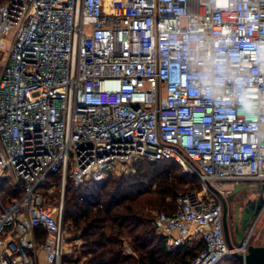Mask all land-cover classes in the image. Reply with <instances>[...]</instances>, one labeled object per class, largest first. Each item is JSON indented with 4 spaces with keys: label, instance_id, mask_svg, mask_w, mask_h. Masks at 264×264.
I'll use <instances>...</instances> for the list:
<instances>
[{
    "label": "built area",
    "instance_id": "built-area-1",
    "mask_svg": "<svg viewBox=\"0 0 264 264\" xmlns=\"http://www.w3.org/2000/svg\"><path fill=\"white\" fill-rule=\"evenodd\" d=\"M264 0H4L0 3V264H78L64 191L174 161L201 193L157 212L167 249L189 264L245 255L223 229L224 185H264ZM248 76L254 107L209 85L211 66ZM60 187L58 206L50 197Z\"/></svg>",
    "mask_w": 264,
    "mask_h": 264
},
{
    "label": "trees",
    "instance_id": "trees-1",
    "mask_svg": "<svg viewBox=\"0 0 264 264\" xmlns=\"http://www.w3.org/2000/svg\"><path fill=\"white\" fill-rule=\"evenodd\" d=\"M3 1L0 0V3ZM161 163L177 164L174 161L142 160L134 163V172L131 175L109 177L102 182L90 181L80 186H74L71 183L65 189V192L69 189L72 191L70 195L67 191L68 196H65L63 221L71 224L67 226H71L72 229L78 230L85 238L84 246H89L87 252L90 256L83 264H108L107 255L111 254H113L112 259L121 258L120 264L129 261L131 257L122 254L121 238L124 235L130 238L131 248L139 254V258L131 260V264H162L160 256L155 253H151L147 263L144 262L143 253L140 250L151 245L153 240L147 235L149 230H138L140 226L151 222L150 218L143 217L144 209L163 206L166 198L164 196L170 189L178 187L175 182L178 177L172 171L163 170L149 175L146 166L156 169ZM157 178H160L159 184L160 186L163 184L164 188L153 191L156 197L152 198L150 197L152 195L149 196L153 193L151 185ZM175 205L171 210L164 212L172 213ZM156 244L157 252L161 254L165 246L159 235ZM200 249L201 245L187 244L177 247L172 250L175 255L170 262L171 264H189Z\"/></svg>",
    "mask_w": 264,
    "mask_h": 264
},
{
    "label": "rangeland",
    "instance_id": "rangeland-1",
    "mask_svg": "<svg viewBox=\"0 0 264 264\" xmlns=\"http://www.w3.org/2000/svg\"><path fill=\"white\" fill-rule=\"evenodd\" d=\"M146 170L149 173V175L152 174H156L159 172H162L163 170H169L172 171L175 175H177L178 179L175 181L178 184V187H175L174 189H170L169 192L166 194L165 198V202L164 205L159 207H154V208H145L143 211V217L144 218H150L151 222H149V224H145L143 226H140L138 228V230H143V229H147L146 231L149 230V234L148 237H151V240H153V243L149 246H147L144 249H141L140 251H142L143 253V260L144 262L147 263V261H149L150 255L151 253H155V255H159L160 256V260L162 261V264H171L170 259L174 258V252L172 251L173 249H167L166 247L164 248V251L161 252V254H159L158 248H157V244H156V239L158 238V235L156 233V231L154 230L153 227V219L154 216L157 212L160 211H168L171 210L176 202V198L181 195L186 193L187 191H195L198 193H201L204 189V185L203 183H201L196 176H194V174L190 173V172H186L183 170V168L179 165V164H174V163H161L158 164L156 169L153 167H149L146 166ZM123 174H115L112 177L114 178H118ZM159 179L157 178L154 181V184L151 185V192L157 190V189H161L164 188V185L162 184L160 186L159 184ZM181 181V183H180ZM71 185V182L68 181L66 183V187L65 189H67L69 186ZM222 189L224 190H229L231 191L232 186L231 185H224L222 187ZM68 195H70L72 189L67 190ZM67 191H64V199L63 201L65 202L66 198L68 195L66 194ZM240 193V192H239ZM60 187L58 185H56V180H55V186L53 187V194L51 195L50 199L52 201V203L55 206H58L59 204V198H60ZM238 194V193H237ZM152 195V196H150ZM161 194H159L160 196ZM164 195V194H162ZM148 196V195H147ZM150 197H156V194L151 193L149 194ZM158 196V197H159ZM163 197V196H162ZM67 225H71L68 222L64 223L65 226V232H66V247L67 249H70L71 252L68 254L70 257H73L75 259V261L78 264H83L85 263V261L89 258V253L87 252L89 249V246H84L85 245V238L84 236L75 229H72L71 226H67ZM252 242L255 243V245H262L264 244V209L261 213V216L259 218V220L257 221V223L255 224L254 228H253V234H252ZM230 237L231 240L234 241L235 239V235L233 232V229H230ZM122 244H121V248H122V254L124 256H130L131 258L129 259V261H127L124 264H131V260L133 259H138L139 258V254L137 252H135L132 248H131V240L130 238H128L126 235H124L122 238ZM190 245H194V244H190ZM113 247V246H112ZM157 252V253H156ZM113 254H111L110 256L107 255V261L108 264H120L121 263V258L117 259V258H113ZM236 258L233 256H229L226 259L223 260V262L221 264H241L239 261H235Z\"/></svg>",
    "mask_w": 264,
    "mask_h": 264
},
{
    "label": "water",
    "instance_id": "water-1",
    "mask_svg": "<svg viewBox=\"0 0 264 264\" xmlns=\"http://www.w3.org/2000/svg\"><path fill=\"white\" fill-rule=\"evenodd\" d=\"M252 191L257 196L253 199H247L244 205L239 209L236 207V223L233 227L235 235L234 242L231 240L229 227L226 220L223 222L224 235L228 246L231 248L233 243L239 245L248 229L255 225L256 219L264 209V185L257 184H237L229 191L228 196H234L239 192L247 193ZM224 200V198H222ZM241 264H264V244H249L245 255L233 253Z\"/></svg>",
    "mask_w": 264,
    "mask_h": 264
},
{
    "label": "clouds",
    "instance_id": "clouds-1",
    "mask_svg": "<svg viewBox=\"0 0 264 264\" xmlns=\"http://www.w3.org/2000/svg\"><path fill=\"white\" fill-rule=\"evenodd\" d=\"M255 54L257 60L261 62L262 66H264V43L258 44L256 46ZM211 68L216 77L215 81L209 85V88L212 90V94L214 96H222L223 84L220 83V81H227L231 79L234 84V88L232 90L230 99L234 104L239 105L240 111L248 113L254 107V101L248 90V76L240 74L239 72L233 76L231 71L228 69L227 64L224 66L213 64Z\"/></svg>",
    "mask_w": 264,
    "mask_h": 264
},
{
    "label": "flooded vegetation",
    "instance_id": "flooded-vegetation-1",
    "mask_svg": "<svg viewBox=\"0 0 264 264\" xmlns=\"http://www.w3.org/2000/svg\"><path fill=\"white\" fill-rule=\"evenodd\" d=\"M257 195L254 194L252 191H249L247 193L240 192L234 196H226L224 200H222L223 203V222L226 220L227 225L230 229H233L235 223H236V207L238 205L239 209L244 205V203L247 201V199H253ZM264 197V192H263ZM261 214L256 219L255 224L259 220Z\"/></svg>",
    "mask_w": 264,
    "mask_h": 264
},
{
    "label": "crops",
    "instance_id": "crops-1",
    "mask_svg": "<svg viewBox=\"0 0 264 264\" xmlns=\"http://www.w3.org/2000/svg\"><path fill=\"white\" fill-rule=\"evenodd\" d=\"M254 226H255V225H254ZM232 241H233V240H232ZM233 242H234V241H233ZM251 243L255 245V243H254V242H252V241H251Z\"/></svg>",
    "mask_w": 264,
    "mask_h": 264
}]
</instances>
